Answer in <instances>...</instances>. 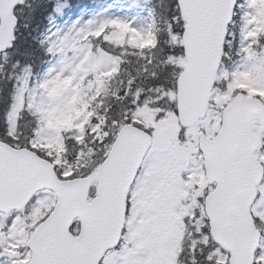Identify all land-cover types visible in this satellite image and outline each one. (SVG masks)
Here are the masks:
<instances>
[{"label":"snow or ice","instance_id":"snow-or-ice-1","mask_svg":"<svg viewBox=\"0 0 264 264\" xmlns=\"http://www.w3.org/2000/svg\"><path fill=\"white\" fill-rule=\"evenodd\" d=\"M0 264H264V0H0Z\"/></svg>","mask_w":264,"mask_h":264}]
</instances>
